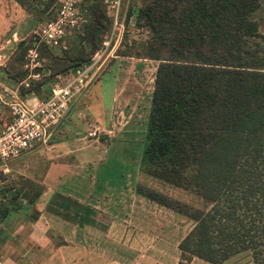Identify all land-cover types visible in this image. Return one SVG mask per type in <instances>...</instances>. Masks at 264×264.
<instances>
[{
	"label": "trees",
	"instance_id": "obj_1",
	"mask_svg": "<svg viewBox=\"0 0 264 264\" xmlns=\"http://www.w3.org/2000/svg\"><path fill=\"white\" fill-rule=\"evenodd\" d=\"M261 6V0H139L128 6L147 33L144 56L157 60L140 170L206 204L192 206L136 184L141 195L191 220L176 245L179 258L222 264L245 253L241 264H264ZM87 7L88 21L74 32L76 47L48 53L57 65L53 80L88 62L110 25L102 0ZM1 69L11 79L8 67ZM36 83L21 84L20 95L43 98ZM7 211L0 204V219Z\"/></svg>",
	"mask_w": 264,
	"mask_h": 264
},
{
	"label": "rangeland",
	"instance_id": "obj_2",
	"mask_svg": "<svg viewBox=\"0 0 264 264\" xmlns=\"http://www.w3.org/2000/svg\"><path fill=\"white\" fill-rule=\"evenodd\" d=\"M111 1L113 0H102L106 14L110 17V25L101 37L100 46L92 55L103 49V43L107 42L105 53L95 64L91 80L73 96L69 103L68 117L56 122L42 142L49 149L51 145L54 146L52 148L55 152L64 147V158L70 159L72 154V157L77 156L85 163L96 161L94 183L96 188H102L105 193L102 194L103 205L114 203L112 200L116 193L120 210L126 211V206L130 203L129 224L133 229L129 227L128 233L138 240L147 241V238H152L154 240L149 241L152 244L162 240L161 245L155 244L152 248L149 245L146 250L153 249L157 255L172 259L173 255H178L177 243H174L190 227L191 220L145 196L140 198L143 195L136 191V184L157 189L192 206L205 207L206 204L194 193L140 170V154L145 139L157 60L144 56L147 33L135 25L133 14L128 15L129 3H138L139 0H118L113 7L110 5ZM261 1L262 6L257 14L260 16V29L264 30V0ZM61 2L62 0H0V51L9 53L4 64L0 65V126L8 118V107L4 101L11 96L10 92L5 93L2 88H20L22 83L19 84L18 80L23 77L22 68L26 70L23 78L29 72L23 64L28 62L24 57L27 50L35 43L33 30L47 17H55ZM88 2L90 0L73 2L74 16L65 26L61 45L46 48L42 44L36 46L38 65L33 66L31 72H37L38 75L36 79H27L29 82L38 79L36 86L38 84L39 93L45 94L55 80L51 73L57 65L53 64L48 53L61 55L62 48L73 50L76 47L74 32L80 31L88 21ZM114 14L116 23L113 20ZM7 40L10 45L2 46ZM19 41H22L20 45ZM5 65L12 75L11 79L4 77L1 67L5 69ZM69 148L72 150L69 151ZM100 160L107 163L101 166L98 164ZM98 168L102 170L99 171ZM40 187L38 180L32 182L23 171H18L17 166L4 171L0 169V204L4 206H15L20 196H29L31 191L35 192ZM21 215L23 214L18 217ZM133 217L134 221L131 222ZM178 258L179 255L176 264H210L194 256ZM246 259L245 253L235 254L222 264H241Z\"/></svg>",
	"mask_w": 264,
	"mask_h": 264
},
{
	"label": "crops",
	"instance_id": "obj_3",
	"mask_svg": "<svg viewBox=\"0 0 264 264\" xmlns=\"http://www.w3.org/2000/svg\"><path fill=\"white\" fill-rule=\"evenodd\" d=\"M8 41L2 46H9ZM8 54L0 51V65ZM69 110L59 122L68 117ZM52 147L49 149L44 142L37 141L22 157L9 159L0 167L4 171L17 166L18 171H23L32 182L38 180L41 186L29 196H20L17 204L9 206L0 219V264L177 263V246V256L166 258L153 249L146 250L162 240L152 244L149 242L152 238L138 240L128 233L129 227L132 228L130 203L126 211L120 210L116 193L114 203L103 205L105 193L94 183L96 161L85 163L72 154L67 159L62 155L66 152L64 147L57 152ZM103 163L107 162L100 160L98 164ZM19 214L23 215L18 217Z\"/></svg>",
	"mask_w": 264,
	"mask_h": 264
},
{
	"label": "built area",
	"instance_id": "obj_4",
	"mask_svg": "<svg viewBox=\"0 0 264 264\" xmlns=\"http://www.w3.org/2000/svg\"><path fill=\"white\" fill-rule=\"evenodd\" d=\"M75 0H62L55 17L49 18L39 24L33 30L35 43L27 50L25 58L28 62L23 65L29 69L27 76L19 81V84L28 85V77L36 79L37 72H31V68L38 65L36 46L43 44L48 47L61 45L65 35V26L74 16ZM118 0L111 1V7L117 5ZM114 23L115 21V14ZM97 50L90 60L79 66L73 74L67 78L57 76L43 98L34 95L22 97L19 88L8 90L3 87L5 93L11 96L4 101L8 107V119L0 126V167L6 161L19 156L31 144L44 141L56 122L69 108L73 96L91 80L95 72V64L105 53V47ZM7 91V92H6ZM3 100V99H2Z\"/></svg>",
	"mask_w": 264,
	"mask_h": 264
}]
</instances>
